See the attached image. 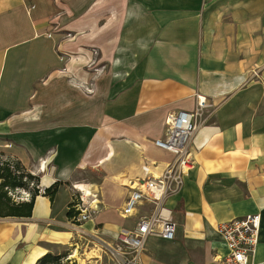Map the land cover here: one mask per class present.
I'll return each instance as SVG.
<instances>
[{
  "label": "crops",
  "instance_id": "crops-1",
  "mask_svg": "<svg viewBox=\"0 0 264 264\" xmlns=\"http://www.w3.org/2000/svg\"><path fill=\"white\" fill-rule=\"evenodd\" d=\"M93 50L89 73L76 54ZM197 94L210 106L190 143L194 165L166 203L176 238L150 237L142 263L220 264L218 225L260 213L254 260L264 264V0H0V152L40 178L31 216L0 217V264H49L70 247L99 262L97 246L150 211L122 217L129 184L174 160L154 142ZM86 170L100 174L86 184L101 203L77 226L68 211ZM57 181L52 201L44 190ZM22 192L9 195L30 201Z\"/></svg>",
  "mask_w": 264,
  "mask_h": 264
},
{
  "label": "built area",
  "instance_id": "built-area-1",
  "mask_svg": "<svg viewBox=\"0 0 264 264\" xmlns=\"http://www.w3.org/2000/svg\"><path fill=\"white\" fill-rule=\"evenodd\" d=\"M89 92L92 89H88ZM210 106L204 95H196V106L193 110H178L166 119V135L156 139L155 145L172 153L175 158L159 176H147L129 184L130 193L121 210L123 218L135 214L140 206L151 205V209L140 215L135 226L123 228L114 238L113 243L104 242L102 251L114 264H143L142 255L150 237L174 240L178 224L167 200L178 193L193 168L194 159L190 147L200 117ZM7 159L6 157H2ZM88 185V184H86ZM74 193L71 206L77 212L73 222L80 226L95 217L100 208V197L97 191L82 190L73 185ZM21 200H31V191L23 190ZM218 232L227 244L228 252L216 256L220 264H260L254 257L260 242L261 214L250 213L242 217L220 223ZM71 255L67 257L70 260ZM66 260H64V263ZM73 261H70L72 264Z\"/></svg>",
  "mask_w": 264,
  "mask_h": 264
},
{
  "label": "trees",
  "instance_id": "trees-1",
  "mask_svg": "<svg viewBox=\"0 0 264 264\" xmlns=\"http://www.w3.org/2000/svg\"><path fill=\"white\" fill-rule=\"evenodd\" d=\"M3 156V154H1ZM0 155V217L6 216H26L32 215L35 196L40 194V178L30 173L26 167L15 158L3 159ZM63 182L57 181L44 190V195L53 201ZM17 190L31 191L32 198L27 202L15 203L10 192ZM70 203L68 217L73 218L77 212L71 208ZM64 256L48 254L41 259L43 263L67 264L64 263ZM42 264V263H41Z\"/></svg>",
  "mask_w": 264,
  "mask_h": 264
},
{
  "label": "rangeland",
  "instance_id": "rangeland-1",
  "mask_svg": "<svg viewBox=\"0 0 264 264\" xmlns=\"http://www.w3.org/2000/svg\"><path fill=\"white\" fill-rule=\"evenodd\" d=\"M86 8H88L87 6H79V7H76V8H74V9H80V10H82V11H85L86 10ZM78 12V11H77ZM86 13V11L83 13V14H85ZM53 22H54V24L57 22V18H54L53 20H52ZM57 24V23H56ZM66 27V26H65ZM65 27L64 26H59L58 24L55 26V27H53V29L54 30H62V32H65V33H67V35H66V39H71V35H72V33H70L69 31H67L66 29H65ZM94 52H93V54L91 53V54H76V56H79L81 59L79 60V61H82L83 62V65H86L87 66V68L85 69V70H87V72H92V70H90V65L92 64V60L94 59V57L95 56H98L97 55V53L95 52V50H93ZM89 55H90V57H89ZM74 56V55H73ZM86 58H88V60H87V62H86ZM96 62V61H95ZM97 70L95 69L93 72H96ZM88 89H91V87H85V89L84 90H86L87 92H89L88 91ZM0 155H1V152H0ZM2 156V155H1ZM2 157H4V155L2 156ZM7 158H11V157H7ZM100 178V174H99V172H96V171H92V170H86V171H83L82 173H80L79 175H78V180H80L79 181V183H76V185L77 186H79V185H86V183H89V182H95L97 179H99ZM87 187H88V189H89V185H86ZM90 190V189H89ZM22 195V194H21ZM21 195H20V197H21ZM98 247V249H99V251L98 252H96L99 256L97 257V260H100L99 262H93V264H114L106 255H103V249H102V246L101 245H99V246H97ZM70 249H72V247H70V248H68L67 250H63L62 252H61V254H59V255H62V256H64L65 258H64V260L65 259H67V257L69 256V255H71V258H70V260H67L68 262H70V261H73L72 262V264H87V261H86V258L85 257H87V256H83V255H81L80 253H78V251L77 252H75L74 254H73V251H71ZM74 255V256H73ZM66 261V262H67Z\"/></svg>",
  "mask_w": 264,
  "mask_h": 264
},
{
  "label": "bare ground",
  "instance_id": "bare-ground-1",
  "mask_svg": "<svg viewBox=\"0 0 264 264\" xmlns=\"http://www.w3.org/2000/svg\"><path fill=\"white\" fill-rule=\"evenodd\" d=\"M147 168H148V166H147ZM146 168V169H147ZM149 169V168H148ZM154 174H155V176H159V175H161V174H159L158 172H156V171H154ZM43 181H44V183H46V184H50L51 183V181L50 180H48V177H44V179H43ZM78 188H81L82 190H86V191H90L89 189H88V187L86 186V185H79V186H77ZM74 256V255H73Z\"/></svg>",
  "mask_w": 264,
  "mask_h": 264
}]
</instances>
